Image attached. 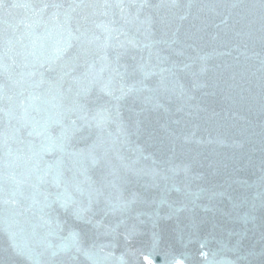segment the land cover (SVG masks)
Masks as SVG:
<instances>
[{
  "label": "water",
  "instance_id": "95a60500",
  "mask_svg": "<svg viewBox=\"0 0 264 264\" xmlns=\"http://www.w3.org/2000/svg\"><path fill=\"white\" fill-rule=\"evenodd\" d=\"M0 264H264V0H0Z\"/></svg>",
  "mask_w": 264,
  "mask_h": 264
}]
</instances>
